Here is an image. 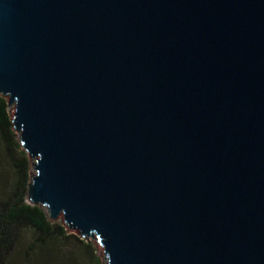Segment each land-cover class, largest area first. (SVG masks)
I'll use <instances>...</instances> for the list:
<instances>
[{"label":"water","instance_id":"95a60500","mask_svg":"<svg viewBox=\"0 0 264 264\" xmlns=\"http://www.w3.org/2000/svg\"><path fill=\"white\" fill-rule=\"evenodd\" d=\"M0 95L106 264H264V0H0Z\"/></svg>","mask_w":264,"mask_h":264},{"label":"trees","instance_id":"16d2710c","mask_svg":"<svg viewBox=\"0 0 264 264\" xmlns=\"http://www.w3.org/2000/svg\"><path fill=\"white\" fill-rule=\"evenodd\" d=\"M8 107V100L0 95V133L7 150L14 155L12 132L9 127L11 123L13 126L14 124L12 119L8 118L6 112ZM15 164L18 179L11 183L9 189L4 191V195H0V264H11V256L26 229L32 230L36 235L35 241L42 245L69 236L82 241L83 238L74 234L67 225L49 219L43 207L28 202L27 190L30 178L28 181V173L22 159H15ZM1 180L0 178V182Z\"/></svg>","mask_w":264,"mask_h":264},{"label":"rangeland","instance_id":"374dc122","mask_svg":"<svg viewBox=\"0 0 264 264\" xmlns=\"http://www.w3.org/2000/svg\"><path fill=\"white\" fill-rule=\"evenodd\" d=\"M14 110V107L7 108L9 120L12 119ZM12 126L11 123L9 127L12 132L14 155L7 150L0 133V195H4L11 183L18 179L15 159L23 160L28 181L35 174L29 153L21 146L20 135ZM35 237L32 230L26 229L22 233L11 256V264H106L103 247L93 239L79 241L74 236L60 237L42 245L35 241Z\"/></svg>","mask_w":264,"mask_h":264}]
</instances>
